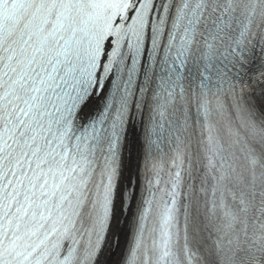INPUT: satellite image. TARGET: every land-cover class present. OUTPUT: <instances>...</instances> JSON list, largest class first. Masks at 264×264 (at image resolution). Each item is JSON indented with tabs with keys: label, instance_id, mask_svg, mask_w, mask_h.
<instances>
[{
	"label": "snow or ice",
	"instance_id": "6c2138e0",
	"mask_svg": "<svg viewBox=\"0 0 264 264\" xmlns=\"http://www.w3.org/2000/svg\"><path fill=\"white\" fill-rule=\"evenodd\" d=\"M146 107L126 264H264V0H0V264H97Z\"/></svg>",
	"mask_w": 264,
	"mask_h": 264
},
{
	"label": "bare ground",
	"instance_id": "6f19581e",
	"mask_svg": "<svg viewBox=\"0 0 264 264\" xmlns=\"http://www.w3.org/2000/svg\"><path fill=\"white\" fill-rule=\"evenodd\" d=\"M139 154L137 150V143L132 140L130 141V145L128 147V153H127V158L123 163V180L127 181V183H130V179L134 176L135 179L137 180L138 175H139V169H140V158L137 157ZM132 208V207H131ZM131 208L128 210V213L125 217H123L122 221L123 222H118L116 219L119 217L121 218V215H118L113 223L112 227V232L117 237V243L115 246H112L110 249L104 252L102 264H118L126 243V238H127V231H126V225L128 221L130 220L131 217Z\"/></svg>",
	"mask_w": 264,
	"mask_h": 264
}]
</instances>
